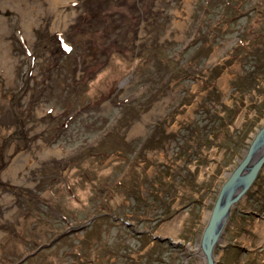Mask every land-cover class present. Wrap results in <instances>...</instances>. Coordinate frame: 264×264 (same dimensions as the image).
<instances>
[{
  "label": "rangeland",
  "instance_id": "rangeland-1",
  "mask_svg": "<svg viewBox=\"0 0 264 264\" xmlns=\"http://www.w3.org/2000/svg\"><path fill=\"white\" fill-rule=\"evenodd\" d=\"M0 1V264H205L264 124V0ZM253 185L216 264H264Z\"/></svg>",
  "mask_w": 264,
  "mask_h": 264
},
{
  "label": "water",
  "instance_id": "water-1",
  "mask_svg": "<svg viewBox=\"0 0 264 264\" xmlns=\"http://www.w3.org/2000/svg\"><path fill=\"white\" fill-rule=\"evenodd\" d=\"M264 166V124L256 129L237 165L227 173L216 195L198 244L205 264H216L214 250L222 240L232 209L242 201Z\"/></svg>",
  "mask_w": 264,
  "mask_h": 264
},
{
  "label": "bare ground",
  "instance_id": "bare-ground-1",
  "mask_svg": "<svg viewBox=\"0 0 264 264\" xmlns=\"http://www.w3.org/2000/svg\"><path fill=\"white\" fill-rule=\"evenodd\" d=\"M52 1V0H51ZM3 1H0V6H2ZM0 51L2 52V56H4V45L2 41L0 42ZM3 58V57H2ZM177 225V224H176ZM169 230V229H168Z\"/></svg>",
  "mask_w": 264,
  "mask_h": 264
},
{
  "label": "trees",
  "instance_id": "trees-1",
  "mask_svg": "<svg viewBox=\"0 0 264 264\" xmlns=\"http://www.w3.org/2000/svg\"><path fill=\"white\" fill-rule=\"evenodd\" d=\"M254 185H255V184H254ZM254 185H253V186H254ZM258 189H259V190H261V191H263V190H264V189L262 190V188H260V187H259Z\"/></svg>",
  "mask_w": 264,
  "mask_h": 264
}]
</instances>
